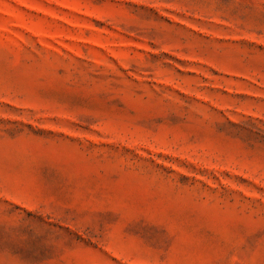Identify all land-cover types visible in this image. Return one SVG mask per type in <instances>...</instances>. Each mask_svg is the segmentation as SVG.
<instances>
[{
    "label": "rangeland",
    "instance_id": "obj_1",
    "mask_svg": "<svg viewBox=\"0 0 264 264\" xmlns=\"http://www.w3.org/2000/svg\"><path fill=\"white\" fill-rule=\"evenodd\" d=\"M0 264H264V0H0Z\"/></svg>",
    "mask_w": 264,
    "mask_h": 264
}]
</instances>
